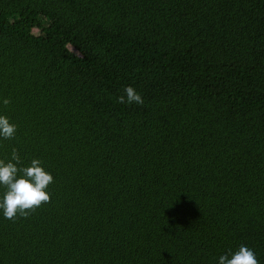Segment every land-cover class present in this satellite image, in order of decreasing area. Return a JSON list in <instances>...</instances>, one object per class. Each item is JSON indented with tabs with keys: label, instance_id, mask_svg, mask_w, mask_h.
Wrapping results in <instances>:
<instances>
[{
	"label": "trees",
	"instance_id": "16d2710c",
	"mask_svg": "<svg viewBox=\"0 0 264 264\" xmlns=\"http://www.w3.org/2000/svg\"><path fill=\"white\" fill-rule=\"evenodd\" d=\"M0 112L53 176L0 264H264V0H0Z\"/></svg>",
	"mask_w": 264,
	"mask_h": 264
},
{
	"label": "clouds",
	"instance_id": "9594fccd",
	"mask_svg": "<svg viewBox=\"0 0 264 264\" xmlns=\"http://www.w3.org/2000/svg\"><path fill=\"white\" fill-rule=\"evenodd\" d=\"M117 102L142 104L143 99L138 91L128 85L123 94L117 97ZM2 103L6 105L7 98ZM16 129L17 125L10 117L0 112V140L13 139ZM52 181V174L39 158H32L24 164L13 148L8 159L0 158V214L6 219L27 215L28 211L49 200L47 188ZM216 264H259V261L252 248L241 244L220 254Z\"/></svg>",
	"mask_w": 264,
	"mask_h": 264
}]
</instances>
